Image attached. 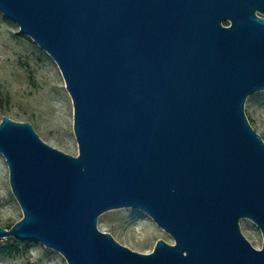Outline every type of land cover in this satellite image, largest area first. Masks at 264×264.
Masks as SVG:
<instances>
[{"label":"water","instance_id":"1","mask_svg":"<svg viewBox=\"0 0 264 264\" xmlns=\"http://www.w3.org/2000/svg\"><path fill=\"white\" fill-rule=\"evenodd\" d=\"M0 12L59 68L78 147L2 117L22 218L0 240L39 242L67 264H264V142L244 113L264 90V0H0ZM122 208L173 243L143 254L98 230Z\"/></svg>","mask_w":264,"mask_h":264},{"label":"rangeland","instance_id":"2","mask_svg":"<svg viewBox=\"0 0 264 264\" xmlns=\"http://www.w3.org/2000/svg\"><path fill=\"white\" fill-rule=\"evenodd\" d=\"M245 116L264 142V90L248 96ZM6 116L29 122L40 139L66 154H78L73 133V106L63 77L54 60L19 27L0 12V121ZM22 218V211L9 185L7 164L0 154V226L10 229ZM240 230L251 245L260 249L262 235L249 219L239 221ZM99 231L109 233L132 251L148 254L157 240L173 243L170 235L144 212L122 208L98 217ZM0 264H67L60 253L36 241L13 237L0 240Z\"/></svg>","mask_w":264,"mask_h":264},{"label":"trees","instance_id":"3","mask_svg":"<svg viewBox=\"0 0 264 264\" xmlns=\"http://www.w3.org/2000/svg\"><path fill=\"white\" fill-rule=\"evenodd\" d=\"M224 25H227V23H225Z\"/></svg>","mask_w":264,"mask_h":264}]
</instances>
